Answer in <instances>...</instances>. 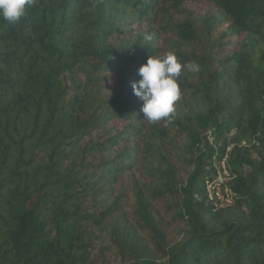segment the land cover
Segmentation results:
<instances>
[{"label": "trees", "instance_id": "16d2710c", "mask_svg": "<svg viewBox=\"0 0 264 264\" xmlns=\"http://www.w3.org/2000/svg\"><path fill=\"white\" fill-rule=\"evenodd\" d=\"M170 52L200 71L149 123L132 84ZM225 156L232 201L215 205ZM0 264H264V0L0 18Z\"/></svg>", "mask_w": 264, "mask_h": 264}, {"label": "clouds", "instance_id": "9594fccd", "mask_svg": "<svg viewBox=\"0 0 264 264\" xmlns=\"http://www.w3.org/2000/svg\"><path fill=\"white\" fill-rule=\"evenodd\" d=\"M35 0H0V18L16 23L26 15ZM151 41L152 36L146 35ZM182 71L199 73L200 66L195 61L181 63L174 53L163 57L149 56L146 64L138 69L141 79L132 84L134 94L143 101L141 112L149 123L167 120L174 112V104L181 98L178 78Z\"/></svg>", "mask_w": 264, "mask_h": 264}, {"label": "built area", "instance_id": "2783aa9c", "mask_svg": "<svg viewBox=\"0 0 264 264\" xmlns=\"http://www.w3.org/2000/svg\"><path fill=\"white\" fill-rule=\"evenodd\" d=\"M227 156L221 159L216 165V176L206 182V192L209 201L215 205L231 204L230 190L226 183L229 179V167L227 166Z\"/></svg>", "mask_w": 264, "mask_h": 264}]
</instances>
